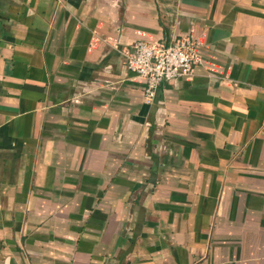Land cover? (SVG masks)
<instances>
[{"label": "crops", "instance_id": "crops-1", "mask_svg": "<svg viewBox=\"0 0 264 264\" xmlns=\"http://www.w3.org/2000/svg\"><path fill=\"white\" fill-rule=\"evenodd\" d=\"M0 264H264V0H0Z\"/></svg>", "mask_w": 264, "mask_h": 264}, {"label": "built area", "instance_id": "built-area-1", "mask_svg": "<svg viewBox=\"0 0 264 264\" xmlns=\"http://www.w3.org/2000/svg\"><path fill=\"white\" fill-rule=\"evenodd\" d=\"M126 66L145 81V94L153 98L157 89L193 76L199 64L198 40L193 35L172 43L138 40L124 51Z\"/></svg>", "mask_w": 264, "mask_h": 264}]
</instances>
